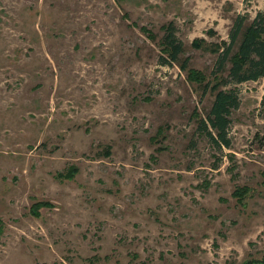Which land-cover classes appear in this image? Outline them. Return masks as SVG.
Masks as SVG:
<instances>
[{"label":"rangeland","instance_id":"rangeland-1","mask_svg":"<svg viewBox=\"0 0 264 264\" xmlns=\"http://www.w3.org/2000/svg\"><path fill=\"white\" fill-rule=\"evenodd\" d=\"M262 8L0 0V264H264V76L235 85L217 149L197 131L214 91L178 67L215 83L210 47ZM168 22L183 49L162 65Z\"/></svg>","mask_w":264,"mask_h":264},{"label":"trees","instance_id":"trees-1","mask_svg":"<svg viewBox=\"0 0 264 264\" xmlns=\"http://www.w3.org/2000/svg\"><path fill=\"white\" fill-rule=\"evenodd\" d=\"M245 14H236L227 31V40H223L219 45L210 47L216 53L213 69L210 71L212 80L215 83L204 81V74L196 69L187 68V57L179 63L180 70H186V79L194 82H203L202 90L211 89L214 91L213 98L208 111L204 117L197 119V131L204 135L208 141L217 149L221 147L229 148L231 139L229 127L231 123V110L238 106L239 99L235 90V85L255 81L264 76V0L263 8L254 13L249 19ZM142 31L148 33L143 26ZM162 35L159 39V51L162 53L159 64H171L178 61L182 52V42L176 37L174 26L171 22L161 25ZM149 36L150 33H148ZM195 44V42H193ZM236 44V48H234ZM212 46V45H208ZM227 64V66H226ZM225 72L221 77L220 75ZM220 85V87H218ZM259 110L264 119V92L259 101ZM264 138V137H262ZM77 168L70 166L65 172H58V178L71 179L76 174ZM246 187H236L232 191V196L242 203L246 194ZM47 201H36L31 205L30 211L34 215L39 214V209L47 207ZM257 260H245L241 264H258Z\"/></svg>","mask_w":264,"mask_h":264}]
</instances>
